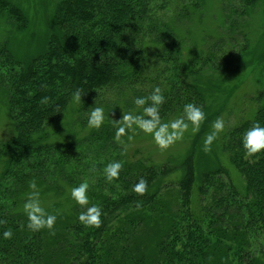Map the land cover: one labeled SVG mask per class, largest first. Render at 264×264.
<instances>
[{
	"label": "trees",
	"instance_id": "16d2710c",
	"mask_svg": "<svg viewBox=\"0 0 264 264\" xmlns=\"http://www.w3.org/2000/svg\"><path fill=\"white\" fill-rule=\"evenodd\" d=\"M204 2L60 0L42 54L23 62L0 39V90L14 124L12 135L0 140V220L6 221L0 225V264H264V252L254 247L264 231V152L247 157L241 143L254 123L264 126V103L222 139L223 153L246 181L248 198L223 180L229 172L219 159L216 169L198 179L194 152L182 164L185 176L177 192L169 184L153 190L158 177L173 169L144 158L127 159L115 141L112 120L122 117L120 106L138 114L142 110L134 100L159 86L165 97L163 120L187 103L203 102L199 80L204 70L227 74L243 66L241 50L223 51L224 36H215L205 50L193 41V32L188 36L181 28L199 15ZM254 2L247 0V5ZM2 19L15 29L28 27L27 16L10 0H0ZM145 84L149 91L141 89ZM77 88L84 92L81 104L72 102ZM106 90L117 94L120 105L97 99ZM45 96L51 98L46 105L40 102ZM71 103L77 107L73 124L88 128L89 112L97 106L104 108L103 125L81 137L72 134L64 124ZM113 160L122 161L123 168L119 179L109 183L102 170ZM90 172L100 188L88 191L89 206L102 209L100 228L79 222L82 209L70 195ZM140 178L148 184L144 196L131 190ZM33 179L40 197L52 193L65 199L68 209L58 214L55 235L26 227L21 209ZM58 206L47 211L56 214ZM7 229L13 235L6 240Z\"/></svg>",
	"mask_w": 264,
	"mask_h": 264
},
{
	"label": "rangeland",
	"instance_id": "374dc122",
	"mask_svg": "<svg viewBox=\"0 0 264 264\" xmlns=\"http://www.w3.org/2000/svg\"><path fill=\"white\" fill-rule=\"evenodd\" d=\"M10 1L19 6L25 13L28 18V27L24 30L15 29L10 23L2 19L0 20V39L7 40L15 57L25 62L42 54L49 32L55 25V8L60 0ZM205 2L198 12L199 15L192 18L195 20H185L181 28L188 33V36H190V32H193V36L195 35L197 40L194 38L193 41L198 42L201 47L206 48L205 50L213 42L215 36H224L223 51H227L228 54H236L241 50L244 60L243 66L239 70L227 74L210 68L204 70L199 80L203 102L198 106L203 109L206 118L198 133L193 135L189 129L181 141L176 142L168 150L161 151L150 135H146L138 129L135 133L129 131V135H133L134 139L124 143L128 146L125 156L131 160L144 158L151 163L167 164L168 168L173 169V171L167 176H159L154 183L153 190H158L169 184V190L174 193L177 192L178 183L185 176V169L182 164L193 152L198 179L207 170L216 169L219 159L229 172V175H224L223 180L237 186L241 190V195L248 198L246 181L241 178L240 173L230 164L225 153H223L222 139L227 129L239 124L242 118H252L257 108L264 103V0H256L249 5H247V0H205ZM187 33L183 35L185 36ZM204 38H206L205 42ZM184 45V56L189 57L190 51L188 49L191 48V41L188 40ZM221 53L218 57L222 62ZM1 69L0 71H3ZM140 87L144 91L150 90V86L148 87L146 84ZM3 92L0 90V140L8 139L14 131V124L5 105ZM97 99L100 101L104 99L107 103L120 105L117 94L115 95L111 90L101 92ZM121 105L123 106V103ZM70 106L64 124L72 134L81 137L87 134L90 128L83 130L79 124H73L77 117L75 111L77 107L73 103ZM120 111L126 112L124 106H120ZM131 111L136 113L134 109ZM182 112L171 114L163 120L167 122L180 116ZM218 117H223L225 130L212 145V151L205 154L202 151L204 137L211 131V125ZM55 140H60L58 135L55 136ZM1 173L2 167H0V175ZM97 179L94 173H88L85 181L89 182L90 190L91 188L100 190L96 186ZM58 183L63 186V183ZM206 200L208 202L210 197ZM41 202L46 210L53 209L55 204L60 205L54 210L55 212L65 213L68 209L65 199L52 193L43 195ZM193 205H195V200ZM195 208L198 209L199 204ZM243 213L247 215L246 212ZM255 241L254 247L257 252H264V231L258 235Z\"/></svg>",
	"mask_w": 264,
	"mask_h": 264
},
{
	"label": "clouds",
	"instance_id": "9594fccd",
	"mask_svg": "<svg viewBox=\"0 0 264 264\" xmlns=\"http://www.w3.org/2000/svg\"><path fill=\"white\" fill-rule=\"evenodd\" d=\"M43 87H47L44 85ZM83 89L77 88L72 93V102L76 104L82 103ZM50 97H42L41 104H48ZM165 103V97L162 89L154 87L151 93L145 97H138L134 100V104L140 111L138 114L132 111L122 112V117L112 120L115 127V141L122 146V153L127 151V145L124 144L123 137L127 136L129 141L134 139L133 135H128L129 131L133 133L138 129L146 135H150L161 151H166L176 142L181 141L185 134L191 130L194 135L199 132L201 124L204 122L206 115L203 109L194 104L187 103L183 106V112L180 116L165 122L160 115V108ZM104 108L94 106L88 115V127L90 129H99L104 123ZM225 130V121L223 117H218L211 125V131L208 132L203 140L202 151L208 154L212 151V145L218 139L219 135ZM242 147L247 157H253L264 152V126L260 123H254L248 128L242 138ZM123 168V162L119 160L110 161L103 168V176L109 183L118 180L120 172ZM90 185L88 181L80 183L78 186L71 188V198L81 207L78 216L79 222L89 228H100L102 225V209L95 204L89 206ZM29 193L23 204V212L27 218L26 227L32 232L48 230L51 235H55L54 227L57 221L56 214L49 213L42 205L40 191L36 181H29ZM132 192L138 196H144L148 191V184L144 178H140L137 183L132 186ZM142 207L141 202L136 203L139 210ZM5 220H0V225H4ZM4 239H11L13 232L11 229L3 231Z\"/></svg>",
	"mask_w": 264,
	"mask_h": 264
}]
</instances>
